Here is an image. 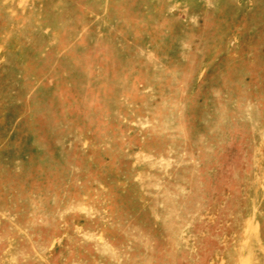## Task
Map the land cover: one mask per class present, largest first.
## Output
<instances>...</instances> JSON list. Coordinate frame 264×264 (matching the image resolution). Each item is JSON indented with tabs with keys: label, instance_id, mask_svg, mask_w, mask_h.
<instances>
[{
	"label": "rangeland",
	"instance_id": "obj_1",
	"mask_svg": "<svg viewBox=\"0 0 264 264\" xmlns=\"http://www.w3.org/2000/svg\"><path fill=\"white\" fill-rule=\"evenodd\" d=\"M0 264H264V0H0Z\"/></svg>",
	"mask_w": 264,
	"mask_h": 264
}]
</instances>
